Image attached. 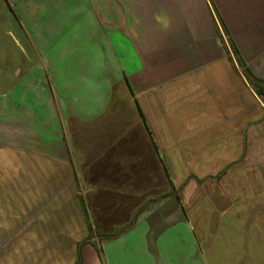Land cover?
I'll use <instances>...</instances> for the list:
<instances>
[{"label": "crops", "instance_id": "crops-1", "mask_svg": "<svg viewBox=\"0 0 264 264\" xmlns=\"http://www.w3.org/2000/svg\"><path fill=\"white\" fill-rule=\"evenodd\" d=\"M22 17L47 57L0 98V264H77L96 228L81 264H264V103L232 48L264 81V0Z\"/></svg>", "mask_w": 264, "mask_h": 264}, {"label": "rangeland", "instance_id": "rangeland-1", "mask_svg": "<svg viewBox=\"0 0 264 264\" xmlns=\"http://www.w3.org/2000/svg\"><path fill=\"white\" fill-rule=\"evenodd\" d=\"M22 7L23 0H0V98L8 94L13 83L18 81L17 71L20 70L22 76L30 70L36 74L40 67L45 66L43 64L47 53L40 57V53H36L33 48L34 43H38L37 38L24 33L28 27L22 17ZM48 35L45 34L43 38L46 45L54 40L52 36L46 37ZM98 232L101 230L96 228L91 234ZM100 243L90 245L99 251Z\"/></svg>", "mask_w": 264, "mask_h": 264}, {"label": "trees", "instance_id": "trees-1", "mask_svg": "<svg viewBox=\"0 0 264 264\" xmlns=\"http://www.w3.org/2000/svg\"><path fill=\"white\" fill-rule=\"evenodd\" d=\"M232 48L234 50V54L237 56L238 61H240L241 65H242V71L244 73V75L246 76V78L249 80L250 84L255 88V92L258 95V97L262 100V102L264 103V81L258 79L252 72L251 70L243 65V59L240 55V53H238L237 49L235 48V46L232 44ZM178 197V196H177ZM179 198V197H178ZM91 234L89 235V237L83 241L82 243L79 244L78 246V262L77 264H81V260H82V248L85 244H87L90 241V237ZM95 236H97L100 240H104V239H110V238H114V235H103L101 233H97L95 234Z\"/></svg>", "mask_w": 264, "mask_h": 264}]
</instances>
